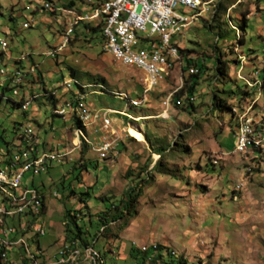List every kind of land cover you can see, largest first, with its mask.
Here are the masks:
<instances>
[{
	"label": "rangeland",
	"instance_id": "obj_1",
	"mask_svg": "<svg viewBox=\"0 0 264 264\" xmlns=\"http://www.w3.org/2000/svg\"><path fill=\"white\" fill-rule=\"evenodd\" d=\"M70 1H75V9L66 6ZM93 1L102 0H0V37L9 43L6 55L0 50V70L10 71L15 62H21L26 71H36V76L27 75L22 89L23 96L32 99L27 109L20 102V107L13 106V100L21 97H14L11 88L0 100L1 156L12 160L14 154L23 155L17 133L25 128L55 149L48 151L59 152V141L67 148L74 145L65 152L64 160L51 163L48 172L37 175L31 171L23 178L24 186H36L45 194L44 214L30 224H42L46 235L38 240L33 231L28 232L31 251H37L40 242L49 258L65 260L67 256L57 252L60 240L70 236L66 223L74 232L81 228L93 241L102 227L96 214L135 187L143 167L148 165L147 171H151L158 163L154 180L138 200L136 216L121 231L122 221L111 225L108 238L95 246L99 252L109 250V264H136L129 255L132 245H145L144 251L158 244L172 248L188 264H264V79L260 78L264 74V0H237L212 31L218 3L226 6L230 2L201 0L203 5L211 3L209 11L174 37L180 58L173 62L168 77L161 81L158 77L147 96L145 89L143 99L148 75L103 51L106 43L100 33H89L80 23ZM185 12L177 8V13L187 17ZM246 12L244 34L229 15L240 18ZM62 44L65 46L60 47ZM22 57L24 61H20ZM216 57L229 62L228 79L222 82L214 75ZM202 64L200 77L192 76ZM72 70L78 72L77 77ZM4 86L0 85L1 96ZM190 86L194 87L192 105L183 101ZM257 86L253 97L242 100L243 112L237 106L239 97L222 93ZM54 88L55 106L47 102L44 90ZM78 90L88 94L84 105L92 119L87 127L90 142L99 141L95 132L102 123L101 111L110 110L112 119L123 123L119 128L123 139L113 151L118 152L113 161L99 160L96 142L80 149L74 130L82 126L72 129L74 119L66 118L65 123L64 118L54 116L55 107L73 101ZM178 93L182 103L173 102ZM215 93L234 106L237 117L227 110L211 109ZM140 100L143 104L133 108L131 101ZM125 111L129 116L122 115ZM132 128L139 130L141 139L131 135ZM62 136L65 139L60 140ZM247 136L250 151H236L235 142L241 146ZM84 146L89 153L80 160L81 155L73 152H81ZM162 147L168 149L163 158L155 153ZM85 162L88 171L82 172L78 182L74 180L78 172L73 174L71 169ZM128 170L131 176H127ZM71 189L77 195L69 198ZM86 189L90 198L82 203L80 194ZM70 210L76 211V223L66 217ZM24 219L22 224L27 225L29 219ZM15 223L19 225V219Z\"/></svg>",
	"mask_w": 264,
	"mask_h": 264
},
{
	"label": "bare ground",
	"instance_id": "obj_2",
	"mask_svg": "<svg viewBox=\"0 0 264 264\" xmlns=\"http://www.w3.org/2000/svg\"><path fill=\"white\" fill-rule=\"evenodd\" d=\"M105 4H108V9L107 11H104L103 15L100 17V23L102 25V33L103 31H105L104 42L106 43L108 52L118 57L125 63L129 64L133 68L144 71L148 75L149 85L153 87L152 89H154L158 76L153 71V69H168L169 72L173 68V60H170L169 56H161V59H156V51L154 49H147V55L138 56V53H146V50H142V48L146 46V44H137L136 50L134 48L132 40L126 39L125 33H118L113 28H108V25L114 23V18H117V13H124L129 10V0H110ZM210 4L203 5L201 0H193V8L190 9V12H193L194 14L189 19L188 11L185 12V14H187V17L186 15L177 13L176 23L172 26V34L177 35L181 29H186L193 21H195L196 18L206 14L209 11L208 6H210ZM79 19L93 23V17H88L87 15ZM121 29H128V20H121ZM159 42L160 35L151 36V43ZM0 49L2 52H7V50H5L1 45ZM121 54H123L124 56H122ZM179 58V55H174V62ZM24 59L25 58L22 57L20 61H24ZM16 66L17 69L14 70H0V75L2 77L0 80V85H4L2 79H15L18 77H23V73L27 72L25 69H20L18 65ZM71 81L66 82L67 86L71 84ZM25 83L26 82L22 83V89ZM75 83L77 84L78 82L75 81ZM152 89H146V96L147 93L149 94V92L152 91ZM11 90L14 97H19V95H17L16 93H21V86H14V88H11ZM53 90L50 89V92ZM78 91L73 101H67L63 105H57L54 113L61 118H70L71 120L74 119L77 115L82 127L74 130V137L76 138L77 145L81 149L83 145L89 146L92 143L90 142L86 130L85 112L83 111L86 110L87 112V109L84 105L87 94L85 95L84 93L80 92V90ZM56 93L57 92L55 90L52 94H54L56 97ZM1 97L4 98L5 94L3 93ZM23 97L19 99L20 101H13L16 103L20 102V104L22 103V108L27 109V107L31 104L32 99L24 97L23 101ZM131 104L133 108H137L141 106L143 102L142 100L131 101ZM77 106H79V108ZM129 107L130 106H128V108ZM122 115H124L125 117L129 116L126 111ZM131 135L139 137L140 139L142 138L141 133L136 128L131 129ZM82 137H85L86 140H82ZM18 139L21 145V153H23L22 156L14 154L13 159L10 160L8 157H3L0 154V162H6L7 165L16 164V166H18L16 172L13 175H10V178H1L0 198H3L5 200L7 207H9V212L14 213L9 214V223L16 224V219H19L20 221L24 218H27L29 219L28 224H30L31 219H34L35 221L36 218L41 216V210H29V205L27 204L30 200V206H38V199H31V197L33 196V190L39 189L24 186L23 178L28 172L31 171L37 175L48 172L47 170L49 169V166L53 161H58L61 159L64 160L66 151L62 149V151L59 149V152L41 150L42 148L40 149V147L42 144L39 137H36V135L27 128L23 130L21 129ZM245 144V141L241 140V146H244ZM44 202V197H41V204L44 205ZM0 211H2V204H0ZM19 225L22 224L19 223ZM37 238L39 240L38 235ZM7 246L8 249H19L20 247L26 249V254L30 258V262H40L39 264H106L102 253L99 252L93 245H88L85 247H81L78 243H75L72 246L65 245L64 249H68V252H64V255L67 256L65 260H54L49 257L44 260L45 252L41 248L33 252L30 249V244L27 239H24L22 235H14V231H7L6 234L0 233V247ZM1 252L3 254L0 256V262L3 264H8L6 252ZM173 254L176 255L175 252H173Z\"/></svg>",
	"mask_w": 264,
	"mask_h": 264
},
{
	"label": "built area",
	"instance_id": "obj_3",
	"mask_svg": "<svg viewBox=\"0 0 264 264\" xmlns=\"http://www.w3.org/2000/svg\"><path fill=\"white\" fill-rule=\"evenodd\" d=\"M93 5V6H90ZM90 10L87 11L88 17H93V23H100V17L103 15L104 11H107L108 4H101L93 1L90 4ZM49 6V4H47ZM46 6V7H47ZM177 8H185L188 11V18H190V9L193 8V0H129V10L124 13H117V18H114V23L108 25V28H113L118 33H125L126 39H131L134 48L137 50V44H146V53H138V56L147 55V49H154L156 51V59H161V56H169L170 60L174 62V55H179V48L177 43L173 42V39L177 35L172 34V26L176 23ZM67 11L68 9H62ZM187 18V23H188ZM121 20H128V29H121ZM66 35V33H65ZM64 35V37H65ZM102 38H105V31L101 34ZM152 35H160L159 43H151ZM0 45L3 46L5 50H8L9 43L5 38L0 37ZM60 47H64L62 44ZM103 51H108L106 46L102 45ZM55 55L54 52L50 53ZM124 56L123 54H121ZM144 67V66H143ZM17 69V66H12V69ZM5 70V69H2ZM153 71L159 77V80H163L165 77L169 76L168 69H153ZM257 71V70H256ZM260 74L259 71H257ZM31 74L36 76L35 68L30 71L23 73V77H18L15 79H2L3 84L6 87L14 88V86H21V93H16L19 97H23L22 83L27 81V75ZM9 83V84H8ZM150 85L147 84L143 90L152 89ZM79 108V106H77ZM85 112V122H92V119H87V112ZM102 112V123H98V129L96 134H99V141H91L97 143V156L101 161H112V154L116 147L119 146L121 139H123L122 132L119 131L120 125L123 123L120 121L113 120L110 112ZM67 123L66 118L63 119ZM20 135V130L17 133V137ZM82 140H86L82 137ZM249 137H246V144L244 146H237L235 142V150H247L250 151ZM42 142V149H43ZM18 166L7 165L6 162H0V184L1 178H10L13 175ZM39 172V171H36ZM16 183V182H12ZM18 194V193H16ZM41 197L43 194L40 190H33V196L31 199H38V206H30V200L28 201L29 210L39 209L41 210V215L43 214L44 205L41 204ZM55 197H58L55 194ZM0 204H2V211H0V233L6 234L7 231H14V235H22L24 239H27V234L29 231H33L34 235H38L39 238L46 235V230L42 224H37L33 222L27 225H16L9 223V214H14L9 212V207H7L5 200L0 198ZM25 233V234H22ZM72 245V242H71ZM145 245L139 246L140 250H143ZM20 249H8L7 247H0V251H5L8 257V264H22V256H11V254ZM25 253L27 264H39L40 262H30V258L26 254V249H23ZM60 252H68V249L60 250ZM48 258V254H44V260ZM42 262V261H41Z\"/></svg>",
	"mask_w": 264,
	"mask_h": 264
},
{
	"label": "trees",
	"instance_id": "obj_4",
	"mask_svg": "<svg viewBox=\"0 0 264 264\" xmlns=\"http://www.w3.org/2000/svg\"><path fill=\"white\" fill-rule=\"evenodd\" d=\"M107 1H109V0H105V1L102 0V1H98L97 3H98V5H101L102 3H105ZM228 2H230V3L227 4L226 6H225V3L221 2V1L218 3L216 13L213 15V18H212V22L214 24L210 25L211 31L215 27V24H217V22L221 20L222 15H226L228 9L230 7H232V6H234L236 4L237 0H233V1L228 0ZM240 4L241 3H239L238 6ZM66 6L68 7V9H75V6H76L75 5V1H70ZM90 6H93V5H90ZM248 15H249L248 12L242 13L240 18L237 17L240 20L235 18L232 15H229V18L232 20V22L237 27H239L243 31L244 34L247 33ZM80 23H82L83 27L85 28V30L87 32H89V33L92 32L94 34L100 33L101 40H104V38H102V35H101V33H102V25H101V23L98 22V23L94 24V25H97L95 27L92 26L93 25L92 22L81 20ZM219 36H221V35H219ZM236 37H237V35H236ZM239 41L243 43L244 39L240 36ZM143 45H145V44H143ZM145 47L146 46H144L142 48V50H146ZM177 47L179 48L178 44H177ZM181 53H182V49H181ZM228 63L229 62H224L220 58H217V57L214 59V69H213L214 72H215L214 75H215V78L217 77L220 82H222L223 79H228V71H229ZM189 64H190V62H189ZM18 65H19L20 69H23V66L21 65V63H18ZM204 67H205V65H203V64L201 65V67L196 66L195 68H197L198 71L196 73H194L192 76L200 77V74H201L202 69ZM195 71H196V69H195ZM77 75H78V72L75 71V70H72V76L77 77ZM40 76H41V74H40ZM260 78L263 80L264 79V74H261ZM25 85H26V83H25ZM76 85L78 87L80 86L79 83H77ZM258 87L259 86L254 87L253 89H250V90H244V89H241L240 87H238V92H236L234 90H229V91H223L222 93L227 95L228 97H231V96L239 97L237 106H238L239 110L241 112H243L244 108L242 106V100L247 98V97H253L255 92H256V90H254V89L258 88ZM8 88L9 87H4L3 88V93L4 94H5V91H8L7 90ZM44 90H45V92L47 94L49 93L48 96H45V99L47 100V102L52 104L53 106H55V104L58 103V99H56L55 95L52 94V93L55 90H57V89L55 88L51 92H50V90L48 91V89H44ZM193 94H194V87L190 86V88L188 90V93L186 94V97L183 99V101L185 100L186 103H190V105H192V102H194V101H190V98L194 97ZM181 95L182 94H180V93L176 94V96L173 99V102L175 103L177 101L176 99H178V98L180 99ZM75 96H76V93H75ZM179 99H178V101L182 103V101H180ZM0 100L1 101L3 100L2 97H0ZM9 100L11 101V99H9ZM17 104L18 103H14L13 106L14 105L17 106ZM18 105L20 107V104H18ZM211 109L212 110H223V111L227 110L228 112L231 113L232 117H235L236 114H237V110L234 108V106L229 104L227 102L226 98H223L221 95L216 94V93L213 96ZM54 116H56L55 113H54ZM56 117H59V116L57 115ZM72 123H73L72 129L81 126L78 117H75ZM44 145L45 144L43 143V147L45 148ZM252 149L255 152L261 153V152H259V149L255 148V147L252 148ZM167 150L168 149L162 147L160 149H157V151L155 153H157L158 155L161 156V158H163L164 157V153ZM8 152L11 153L12 151H8ZM88 152H89L88 147L84 146L82 151L80 152V155H81V157H80L81 159L80 160H83L85 158V155ZM52 166L53 165L51 164L47 171H49ZM159 167H160V165L158 163L152 168L151 171H147L148 165L143 167L141 169L138 177H137L138 183L136 184V186L132 187L130 190H128L127 193L123 194V196L120 198L119 201H117V203L116 202H112L111 203L112 206L110 208H107L105 211H102L101 213L96 214V217L99 218V222L101 223L102 227H101V230L99 231V233L94 237L93 241H89L87 239L86 233L83 232L81 228L77 227L76 228L77 230L74 232L70 227H68V224L66 223L65 224L67 226L66 232L69 233L70 236H68L66 238L65 241L67 243H65V245L66 246H72L73 244L78 243L81 247H83V246L85 247L87 245L96 246L98 241H100L101 239H107L108 238V234L111 231L110 230V226L115 224L117 221H122V223L119 225V228H118L119 231L125 229L128 226L130 220H132L136 216L137 203H138L139 198L143 194L144 187L152 183V181L154 180L153 171L154 170H158ZM71 170H72L71 172L73 174L75 172H78L77 174H75L74 180H76L78 182H81L82 178H83L82 177V172L83 171H88V163L87 162L83 163L79 168H77V163H76ZM131 175H132L131 171L128 170L127 176H131ZM33 187L39 189L36 186H33ZM40 191L42 192L43 197L45 199V194L43 193L42 190H40ZM76 195H77V192L74 189H71L70 193H69V198L75 197ZM89 198H90V193H89V191L87 189H86L85 193H81L80 194V201L82 203H86ZM45 209H46V207H45V202H44L43 214H44ZM66 217L68 219H70L71 222L76 223V219H75L76 211H74V213H72L71 210L68 211L67 214H66ZM22 234H25V233H22ZM84 234H85L86 237L83 236ZM71 242H72V245H71ZM38 245L40 246V242H39ZM173 251L174 250L172 248H169V247L163 246V245H159V244H158L157 247H152V248H149V249L144 250V251H142L139 248H137V247L132 245L129 255L135 260L136 264H188V261L184 257H182L181 255H177V256L174 255ZM101 253L106 257L107 263L109 264V262H108L109 250H108V252L104 251V253L101 251ZM2 254L3 253L0 251V256ZM19 255L22 256L21 257L22 264H27L26 257L24 256L25 253L23 252V248L20 249V252L15 250L11 254V256H17V257ZM7 259H8V257H7ZM0 264H3V263L0 262ZM199 264H201V263H199Z\"/></svg>",
	"mask_w": 264,
	"mask_h": 264
},
{
	"label": "crops",
	"instance_id": "obj_5",
	"mask_svg": "<svg viewBox=\"0 0 264 264\" xmlns=\"http://www.w3.org/2000/svg\"><path fill=\"white\" fill-rule=\"evenodd\" d=\"M0 50H1V49H0ZM1 53H2V54H5V55L7 54V52H2V51H1ZM15 63H16V65H18L17 62H15ZM19 63H21V62H19ZM21 65H22V63H21ZM18 66H19V65H18ZM30 76H31V75H30ZM70 81H71V80H70ZM24 86H25V85H24ZM87 96H88V94H87ZM86 98H87V97H86ZM109 111H110V110H109ZM109 111H108V112H109ZM114 113H118V112H114ZM88 114H89V112L87 111V119H88ZM71 121H72V120H71ZM85 123H86V130H87V127L90 126L91 123H88V122H85ZM30 131H31V130H30ZM31 132H32V131H31ZM87 133H88V132H87ZM38 137H40V136H38ZM40 138H41V137H40ZM40 138H39V139H40ZM62 138L65 139V137L62 136V137L60 138V140H61ZM96 138H97V136H96ZM40 141H41V144H42V140H40ZM62 143H63L62 141H59V142H58V144H57V146H58L57 149H63V150H65V151H68V150H71V149L74 147V145H73L72 148H67V147L62 146V145H61ZM44 144H45L44 146H45L46 149H45V148L41 149V148H42V145H41V147H40L41 150H46V151H48V150H55V149H53V148H49V145H47V143H44ZM8 151H11V150L9 149ZM90 152H91V150H90ZM76 153H77L78 155H80V151H79V150H75V151L73 152V154H76ZM88 153H89V152H88ZM117 153H118V152H113V154H112V161L117 157V155H116ZM73 154H71V155H73ZM71 155H70V156H71ZM70 156H68V157H70ZM50 165H51V164H50ZM86 172H87V171H86ZM19 223L22 224V220H20ZM22 225H23V224H22ZM65 240H66V237H64V239L60 240V241H61V242H60V248H59V251L57 252V253H60V255H64V252H60V250H63V246L65 245V243H67ZM27 241H28V240H27ZM40 248H41V247L38 245V249H40ZM41 249H42V248H41ZM57 253H56V254H57ZM56 254H55V255H56Z\"/></svg>",
	"mask_w": 264,
	"mask_h": 264
}]
</instances>
